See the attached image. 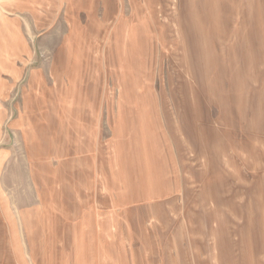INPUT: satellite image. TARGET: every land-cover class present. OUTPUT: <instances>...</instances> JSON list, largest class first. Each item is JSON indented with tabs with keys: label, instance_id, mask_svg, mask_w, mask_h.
<instances>
[{
	"label": "rangeland",
	"instance_id": "1",
	"mask_svg": "<svg viewBox=\"0 0 264 264\" xmlns=\"http://www.w3.org/2000/svg\"><path fill=\"white\" fill-rule=\"evenodd\" d=\"M8 2L0 264H264V0Z\"/></svg>",
	"mask_w": 264,
	"mask_h": 264
},
{
	"label": "crops",
	"instance_id": "2",
	"mask_svg": "<svg viewBox=\"0 0 264 264\" xmlns=\"http://www.w3.org/2000/svg\"><path fill=\"white\" fill-rule=\"evenodd\" d=\"M2 1L4 3V6H7V4H8V6H11V2H8L9 0H2Z\"/></svg>",
	"mask_w": 264,
	"mask_h": 264
}]
</instances>
